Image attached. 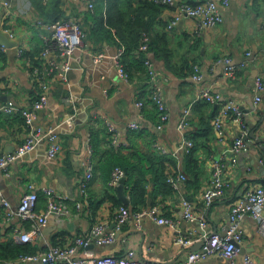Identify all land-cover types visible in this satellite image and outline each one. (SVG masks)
<instances>
[{"label":"crops","instance_id":"0c3cea01","mask_svg":"<svg viewBox=\"0 0 264 264\" xmlns=\"http://www.w3.org/2000/svg\"><path fill=\"white\" fill-rule=\"evenodd\" d=\"M94 1L97 7L98 0ZM104 1L106 3L101 9L106 16L108 4ZM139 1L135 0L137 6H140ZM12 3L10 9L0 4V28L3 33L5 29L15 32L17 40L13 41L25 44L27 51L41 50L44 46L43 52L47 39L54 35L49 27L54 21L67 15L82 20L86 13L94 12L85 11L68 0H12ZM153 8L149 6L147 14L143 11L144 18L150 22V31L148 34L145 32L150 49L140 50L148 53V59L160 73L159 83L170 114L162 129L155 127L159 118L151 102L152 85L142 57L137 55L133 62L125 63L130 72L129 82L117 72L114 57L123 43L116 29L110 27L113 36L109 38L90 37L88 46L77 50L68 57V61L56 49L52 50L49 59L61 65H70L65 78L49 79L48 62L43 59L41 75L50 80L49 101L45 108L38 111L35 125L53 128L61 137L62 152L58 157L49 158L48 144L44 141L10 167L11 175L0 171L2 198L10 202L15 213L9 218L6 209H3L0 226L3 232H11L12 238L14 228L29 231L35 226V222L22 220L17 214L23 194L32 190L40 194L37 209L41 213L47 212L49 206L45 188L53 189L59 196L56 201L63 213H52L40 237L29 243L36 247L37 252L49 250L57 244L72 243L76 238L91 235L96 226L104 225L106 234L116 233L118 238L115 243L100 246L94 242L88 247H81L80 253L99 255L109 252L125 256L128 250H135L140 259L181 262L191 251L201 248L200 243L204 239L202 217L208 227L224 233L234 201L246 190L264 185V162L260 163L264 159V96L260 104L254 103L256 79L259 76L264 79V0H231L224 9L223 23L207 30L201 37L196 36L195 21L191 18H183L175 28H168L175 13L174 7L158 5ZM17 48L18 45L7 47L6 52L12 53V58L0 72V99L13 102L18 108L29 107L30 97L36 94L39 84L32 80L35 72L26 69ZM100 54L103 56L96 61ZM224 58L231 59V66L235 68L232 73L226 72V63L219 62ZM196 64L202 71L201 81L193 79ZM204 89L221 93L225 100L239 103L246 113L244 122L250 135L254 132L256 136L252 138L251 149L238 155L236 164L225 161L229 165L226 172L231 187L227 198L210 208H205L202 195L210 179L211 159H224L225 149L241 134V128L230 120L226 142L223 144L217 139L212 121L219 106L199 99ZM67 99L71 101L67 102ZM138 101L145 102L142 109L138 107ZM189 106L192 113L184 133L191 140L198 137L202 143L196 156L191 158L181 149L183 133L179 129L182 111ZM2 117L0 152L13 153L26 139L24 117L20 113L4 114ZM70 119L73 121L71 126L68 124ZM106 121L120 129L121 146L112 144ZM132 123L139 124L141 128L130 129ZM156 142L166 148L165 153L156 148ZM90 151L94 173L83 190L81 184L86 178ZM140 154L159 155L163 164L171 166V171H182L188 176L180 193L173 190L162 197L149 192L148 206L144 208L149 210L160 206L162 215L169 217L175 227L159 224L146 216L142 218L140 229L135 219L119 227V203H125L119 198L118 186L109 185L113 162L137 167L159 162H141ZM153 186L149 187V191ZM125 194L130 200L127 206L132 210V199L126 184ZM182 197L193 202L199 216L197 221L183 218ZM240 228L244 240L235 264H243L246 255H251L254 264H264V238L258 231V220L248 214L241 220ZM180 235L191 236L196 242L192 247L183 248L176 244ZM14 264L21 263L15 261ZM197 264H226V260L221 256H212Z\"/></svg>","mask_w":264,"mask_h":264},{"label":"built area","instance_id":"2783aa9c","mask_svg":"<svg viewBox=\"0 0 264 264\" xmlns=\"http://www.w3.org/2000/svg\"><path fill=\"white\" fill-rule=\"evenodd\" d=\"M69 2L80 5L85 11H94L96 4L94 0H68ZM156 3L167 5L175 8L171 20L168 23V28L173 29L183 18H191L195 21L194 31L198 36H202L207 30L218 27L224 21V9L230 5L231 0H207L205 2L189 3L186 0H154ZM0 4L10 9L13 5L12 0H0ZM54 31L52 38L47 39V46L41 53L42 59L48 62L49 79L65 78L70 70V65L65 63L61 65L53 59H49L52 50H57L58 53L67 59L72 56L77 50H84L88 46L89 34L83 27V24L73 18L67 17L54 21L49 25ZM5 33L12 40H17V34L11 29H5ZM141 50L148 51L147 37L144 38ZM3 51L7 47L0 45ZM27 46L18 42L17 53L20 59ZM125 47L121 46L115 57L114 65L119 76L126 82L130 81V73L127 70L123 56ZM103 54H100L96 61H99ZM250 56V53H247ZM22 61V60H21ZM219 62L226 63V72L232 73L235 68L231 66V59H222ZM145 64L149 71L150 83L152 85L151 100L157 106L161 114V123L158 129H162L170 117L167 101L164 97V92L159 83L160 73L155 69L153 62L150 59L145 60ZM39 89L36 92L37 97L32 101L29 107L18 108L13 102L2 101L0 99V113H20L25 120V126L28 130L25 141L13 153L0 152V171H4L7 175H11L10 167L19 159L31 153L41 142H47V155L49 158L58 157L62 152V142L60 135L53 128L36 127L35 122L37 113L45 108L49 101L50 80L41 75L39 70H35ZM193 79L201 81L203 79L202 71L199 65H195V73ZM254 103L260 104L264 96V79L259 76L256 79ZM199 99L206 100L209 103L217 104L219 109L215 114L212 126L217 139L221 143L226 142L225 134L227 131L228 121H233L240 125L241 134L225 149L224 159H211L210 163V179L208 185L203 192V201L205 208H210L220 200L227 198L231 187L228 179L226 168L228 161L236 164L238 155L242 152L249 151L252 147L253 139L250 137V131L244 122L245 112L236 101L223 99L221 93L213 92L210 89L202 90ZM70 102L71 99H67ZM138 107L142 109L145 106L144 101H138ZM192 113L191 106L186 107L181 114L179 129L183 133L181 149L184 153L189 154L194 142L185 135L184 131L189 125L190 115ZM68 124L71 126L73 121L70 119ZM112 138V144L116 147L121 146L120 129L106 121ZM130 129L139 130L141 126L137 123L129 125ZM156 148L162 153L166 152V148L160 143L155 144ZM227 160V163L225 161ZM264 159L260 160L263 164ZM171 171L168 177L170 186L180 193L183 190L184 184L188 181V176L182 171ZM94 163L90 155L88 157L86 178L82 182L81 187L86 189L88 183L93 178ZM124 172L121 169H115L109 181L112 187L119 186L121 179L124 178ZM44 194L49 200L48 211L45 213L38 212L39 194L36 191H29L22 195L17 214L22 220H31L35 222V226L29 231H23L19 227L14 228V238L23 244H29L36 241L41 234L42 228L48 223L49 217L54 212L63 213L56 199L59 196L53 189L45 188ZM6 209L9 218L14 216V211L10 202L2 198L0 189V212ZM264 185L260 184L256 188L246 190L245 193L236 199L229 213V223L224 233L217 232L208 227L204 218H201V227L204 230L203 245L198 251H191L185 260L181 262L174 261H152L140 259L135 250H128L125 256H116L113 253H102L99 255H88L80 253L81 247H88L91 243H97L100 246L113 244L118 238L115 232L105 233V226H96L91 235L76 238L74 242L67 243L64 246H52L49 250L38 251L33 254L21 255L19 262L21 264H197L200 261L206 260L212 256H221L226 260V264H235V261L241 254V244L244 240L243 232L240 228V222L244 216L250 214L258 220V231L264 238ZM181 211L185 220L195 222L199 219L196 214L193 202L186 198H181ZM150 217L156 220L159 224L175 227L173 221L162 215L161 208L155 206L149 210L132 211L127 206H121L117 215L119 227L128 224L132 219H135L137 227L141 228L142 218ZM196 241L191 236H177L176 244L183 248L192 247ZM0 264H13L10 261L0 260ZM243 264H254L251 255L244 257Z\"/></svg>","mask_w":264,"mask_h":264},{"label":"trees","instance_id":"16d2710c","mask_svg":"<svg viewBox=\"0 0 264 264\" xmlns=\"http://www.w3.org/2000/svg\"><path fill=\"white\" fill-rule=\"evenodd\" d=\"M56 1L59 2V0ZM106 1L108 4V14L106 16L105 14H103L101 9L102 6H104V3L106 2L105 1L103 2V0H98L99 5L96 7L94 12L88 11L93 13H86V15L83 16L82 20L80 18H76V16H72V17L79 20L83 24V27L85 28V30H87L89 34V39L90 37L93 36L98 37L99 39L109 38L111 35L113 36L110 27L116 29V33L118 34L120 40L124 44V45L121 44L120 46L125 47V54L123 56L124 64L127 61L130 63L133 62L134 58H138L137 55L141 56L143 62L145 63V60L148 59V53L144 54L143 51H141L140 49L144 43L143 41L144 38L146 37V33L148 34L150 31V22L144 18L143 11H145V13L147 14V9H149V6L150 7L153 6L155 8L158 5H163V4L156 3L154 0H140L139 1L140 6L136 5L135 0H106ZM188 2L192 4L197 3L193 1H188ZM142 5L145 6L142 8ZM67 17L70 16L67 15L62 19ZM82 21H84V23ZM148 46L150 49L149 43ZM42 49L40 50V48H37L34 51H27V50L24 51L21 60L24 62L26 69L32 72L39 69L40 73L43 72L44 62L41 57ZM15 56L16 54L13 55L14 58ZM11 58H12V53L3 51L0 47V72L4 70L6 64L10 62ZM145 69H146V74L148 75V81L150 82L151 79L146 65H145ZM143 72H145V70H143ZM32 80L37 82V77L33 76ZM38 89L39 88H37V90ZM36 97L37 95L33 94L32 96L33 99L31 100L33 101ZM153 105L155 104L153 103ZM155 107L157 109L155 112L157 113V116L159 118L155 127H158V125H160L161 123V114L160 111H158L157 106ZM4 114H8L11 116L17 113L2 112L0 113V119L3 118L2 116H4ZM23 122L25 126V120ZM97 122L98 121H96V123ZM192 141L194 142L195 145L192 151L188 154L189 158L196 156V152L202 146V143L200 142L198 137H193ZM111 142H112V138H111ZM108 152L109 151H107L106 153ZM112 152L115 151L112 150ZM145 160L146 161L151 160V162L152 161L155 162L159 160V162L155 165H151V166L142 165L140 167H137L133 164L132 165L122 164L121 166V165H117L119 163L113 162V167H114L112 170L113 172L115 169H121L124 172L126 178V187H128L132 199V203H131L133 207L132 211L134 212L142 211L144 210V208L148 206L149 192L150 193L154 192V194L156 193L157 196L161 194V196L163 197L166 195V193H170L174 190L167 181L170 175L171 166H167L163 164L162 157L156 154L154 155L150 154L149 156L147 155L144 156V154H140V161L143 162ZM152 185H154L153 189L149 191V187ZM152 198L154 200L156 199L153 196ZM119 205L120 207L127 206L121 203H119ZM13 233H14V229H13ZM5 237L6 240H4ZM65 244H57L54 246H64ZM36 252H37L36 247L34 245L16 242L14 239V235L12 238L11 232L10 234L7 232H3L2 227L0 226V260L10 261L14 264L15 261L19 262V258L21 255L33 254Z\"/></svg>","mask_w":264,"mask_h":264},{"label":"water","instance_id":"95a60500","mask_svg":"<svg viewBox=\"0 0 264 264\" xmlns=\"http://www.w3.org/2000/svg\"><path fill=\"white\" fill-rule=\"evenodd\" d=\"M207 0H200V2H205ZM0 45H4L8 48H13L18 45L17 41H13L12 39H9L8 36L3 33V31L0 28ZM251 138L256 137L254 132L250 135ZM125 184H126V178L121 179V183L118 186V193H119V198L122 200L125 205L130 204V200L125 194ZM204 241H201V246L203 245Z\"/></svg>","mask_w":264,"mask_h":264},{"label":"rangeland","instance_id":"374dc122","mask_svg":"<svg viewBox=\"0 0 264 264\" xmlns=\"http://www.w3.org/2000/svg\"><path fill=\"white\" fill-rule=\"evenodd\" d=\"M52 3H55V1H52Z\"/></svg>","mask_w":264,"mask_h":264},{"label":"bare ground","instance_id":"6f19581e","mask_svg":"<svg viewBox=\"0 0 264 264\" xmlns=\"http://www.w3.org/2000/svg\"><path fill=\"white\" fill-rule=\"evenodd\" d=\"M229 59V58H228ZM218 93V92H217ZM224 99V98H223ZM217 105V104H216Z\"/></svg>","mask_w":264,"mask_h":264}]
</instances>
